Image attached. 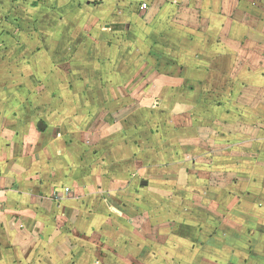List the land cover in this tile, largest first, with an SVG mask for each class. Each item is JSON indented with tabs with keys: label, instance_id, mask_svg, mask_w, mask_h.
<instances>
[{
	"label": "crops",
	"instance_id": "0c3cea01",
	"mask_svg": "<svg viewBox=\"0 0 264 264\" xmlns=\"http://www.w3.org/2000/svg\"><path fill=\"white\" fill-rule=\"evenodd\" d=\"M0 264H264V0H0Z\"/></svg>",
	"mask_w": 264,
	"mask_h": 264
},
{
	"label": "rangeland",
	"instance_id": "374dc122",
	"mask_svg": "<svg viewBox=\"0 0 264 264\" xmlns=\"http://www.w3.org/2000/svg\"><path fill=\"white\" fill-rule=\"evenodd\" d=\"M184 17L183 20H190V16L189 14H187L186 12L183 13ZM160 94V93H159ZM158 94V92L155 93H150V92H141V93H131V131L134 134L133 128L136 130V139L135 137H133V140H135V144L138 147H142V140H145V138L150 134L149 131L152 132H156L159 134V129H160V125H162L159 121V118L161 116V112H160V102H162L163 97H160ZM207 100V99H206ZM171 108H168V112L170 113ZM148 113V115H147ZM172 118L171 121H169L166 126L168 129V132L170 134V136L172 137L174 135V130H175V115H180L177 114L175 112V109L172 110ZM171 115V114H169ZM146 116L149 119V116H151L150 120H153L151 122L148 121V123L146 122ZM183 119V118H182ZM135 121V122H133ZM175 122V123H174ZM163 126V125H162ZM202 127H204L203 129L200 130V135L202 132V138H204L205 143H202L201 146L203 148H207V134H205L206 131V125H203ZM199 134V133H196ZM172 143L171 145L174 147L175 143H174V139H171ZM238 141L233 140L232 141V146H236L235 144H237ZM200 143V141H197L196 144ZM157 144V143H156ZM170 146V145H169ZM220 146H223L220 145ZM233 160L231 161V165L235 166V161L238 162V158L233 157ZM185 162V166L187 165L186 161H180V163H184ZM204 168L202 170L204 171H208L207 170V166H203ZM214 170H210L209 172H207L206 174H204L202 177L205 178L206 182L201 183V189L199 190V194H202V187H207L208 193H214L217 197L218 194L220 193V189L215 187H220V185H222L224 183V181L227 179H225V174L224 173V161L222 159V157L219 159V162L216 163V165L214 164L213 166ZM188 168V167H187ZM203 174V173H201ZM138 172L137 171H133L131 172V201L133 203H137V201H143L144 197L143 196H137V193H140V189H142L144 186L140 185L139 182H135L132 184L134 178H137ZM233 175V174H232ZM200 174L198 175V178H200ZM233 177V176H232ZM210 186V187H209ZM202 204H205L204 201H202ZM137 205V204H136ZM156 206H158V204H156ZM156 206L154 205L153 207L156 208ZM203 206V205H202ZM207 206V205H206ZM210 209H211V205H210ZM142 211V210H141ZM140 212V210L138 211ZM140 214H142L140 212ZM142 225H137V229H141Z\"/></svg>",
	"mask_w": 264,
	"mask_h": 264
},
{
	"label": "built area",
	"instance_id": "2783aa9c",
	"mask_svg": "<svg viewBox=\"0 0 264 264\" xmlns=\"http://www.w3.org/2000/svg\"><path fill=\"white\" fill-rule=\"evenodd\" d=\"M65 190H66V191H69V188H66Z\"/></svg>",
	"mask_w": 264,
	"mask_h": 264
},
{
	"label": "water",
	"instance_id": "95a60500",
	"mask_svg": "<svg viewBox=\"0 0 264 264\" xmlns=\"http://www.w3.org/2000/svg\"><path fill=\"white\" fill-rule=\"evenodd\" d=\"M147 183V182H146Z\"/></svg>",
	"mask_w": 264,
	"mask_h": 264
}]
</instances>
